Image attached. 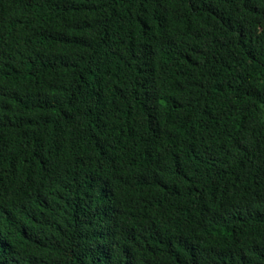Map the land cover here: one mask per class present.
Instances as JSON below:
<instances>
[{"label": "trees", "instance_id": "16d2710c", "mask_svg": "<svg viewBox=\"0 0 264 264\" xmlns=\"http://www.w3.org/2000/svg\"><path fill=\"white\" fill-rule=\"evenodd\" d=\"M0 264H264V0H0Z\"/></svg>", "mask_w": 264, "mask_h": 264}]
</instances>
